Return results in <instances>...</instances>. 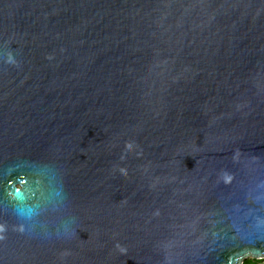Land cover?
<instances>
[{
  "label": "water",
  "instance_id": "95a60500",
  "mask_svg": "<svg viewBox=\"0 0 264 264\" xmlns=\"http://www.w3.org/2000/svg\"><path fill=\"white\" fill-rule=\"evenodd\" d=\"M264 258V0H0V264Z\"/></svg>",
  "mask_w": 264,
  "mask_h": 264
},
{
  "label": "rangeland",
  "instance_id": "374dc122",
  "mask_svg": "<svg viewBox=\"0 0 264 264\" xmlns=\"http://www.w3.org/2000/svg\"><path fill=\"white\" fill-rule=\"evenodd\" d=\"M242 264H264V258L258 259V258L249 257L244 259Z\"/></svg>",
  "mask_w": 264,
  "mask_h": 264
},
{
  "label": "trees",
  "instance_id": "16d2710c",
  "mask_svg": "<svg viewBox=\"0 0 264 264\" xmlns=\"http://www.w3.org/2000/svg\"><path fill=\"white\" fill-rule=\"evenodd\" d=\"M249 262V261H248Z\"/></svg>",
  "mask_w": 264,
  "mask_h": 264
}]
</instances>
